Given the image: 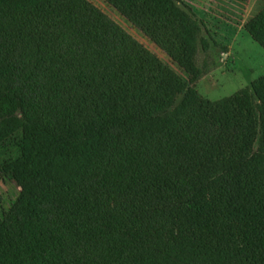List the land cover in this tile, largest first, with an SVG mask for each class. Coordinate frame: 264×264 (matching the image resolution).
Masks as SVG:
<instances>
[{"label":"trees","instance_id":"16d2710c","mask_svg":"<svg viewBox=\"0 0 264 264\" xmlns=\"http://www.w3.org/2000/svg\"><path fill=\"white\" fill-rule=\"evenodd\" d=\"M110 1L161 42L205 26ZM243 29L264 48V6ZM0 161V264H264V74L213 104L88 0H0Z\"/></svg>","mask_w":264,"mask_h":264},{"label":"rangeland","instance_id":"374dc122","mask_svg":"<svg viewBox=\"0 0 264 264\" xmlns=\"http://www.w3.org/2000/svg\"><path fill=\"white\" fill-rule=\"evenodd\" d=\"M88 1L213 104L248 87L264 74V48L243 29V25L264 6V0H251L249 4L248 0H181L197 17L198 5L203 6L199 9L203 11L205 26L200 31H190L162 42L148 35L110 0ZM5 154L6 150L3 156ZM19 189L0 174V213L9 207Z\"/></svg>","mask_w":264,"mask_h":264},{"label":"crops","instance_id":"0c3cea01","mask_svg":"<svg viewBox=\"0 0 264 264\" xmlns=\"http://www.w3.org/2000/svg\"><path fill=\"white\" fill-rule=\"evenodd\" d=\"M226 1H228V0H226ZM249 1H251V0H248L247 4L250 3ZM204 4H206V3H204ZM204 4H203V5H204ZM198 7H199L200 9H203V6H202V5H198ZM199 8H198V16L201 17V19H203V21H205V20H204L205 17H204L203 11L200 10ZM201 14H203V15H201Z\"/></svg>","mask_w":264,"mask_h":264}]
</instances>
